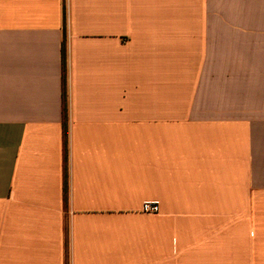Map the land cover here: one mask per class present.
Here are the masks:
<instances>
[{"label": "crops", "instance_id": "crops-1", "mask_svg": "<svg viewBox=\"0 0 264 264\" xmlns=\"http://www.w3.org/2000/svg\"><path fill=\"white\" fill-rule=\"evenodd\" d=\"M0 264H264V0H0Z\"/></svg>", "mask_w": 264, "mask_h": 264}, {"label": "built area", "instance_id": "built-area-1", "mask_svg": "<svg viewBox=\"0 0 264 264\" xmlns=\"http://www.w3.org/2000/svg\"><path fill=\"white\" fill-rule=\"evenodd\" d=\"M142 211L144 213L154 214V213H156V206L152 205V204H145L142 207Z\"/></svg>", "mask_w": 264, "mask_h": 264}]
</instances>
